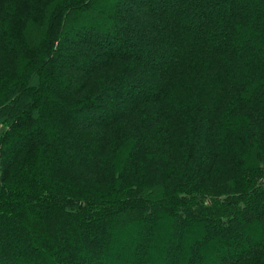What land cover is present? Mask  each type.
Returning <instances> with one entry per match:
<instances>
[{
    "label": "trees",
    "instance_id": "obj_1",
    "mask_svg": "<svg viewBox=\"0 0 264 264\" xmlns=\"http://www.w3.org/2000/svg\"><path fill=\"white\" fill-rule=\"evenodd\" d=\"M125 1L120 22L103 25L90 21L116 14L120 0H0V123L7 129L0 138V250L12 256L2 264H114L106 259L112 248L120 259L132 260L134 253L125 264H202V247L217 264H264V166H258L264 161V0ZM245 3L254 13H241ZM140 5L153 20L138 26L154 32L142 40L143 49L129 38L140 35L130 21L139 19L132 13ZM36 21L44 28L27 29ZM13 36L29 45H13ZM242 40L246 51L239 49ZM156 46L168 55L149 59ZM58 56L63 73L52 76L50 68L43 79ZM144 57L152 62L148 67L127 69V62L140 64ZM145 71L156 89L138 92L130 113L150 101L158 112L147 108L144 120L108 132L128 109L111 113L106 97ZM41 87L46 99L36 107L26 100ZM81 122L102 127L92 131ZM157 147L174 153L177 170L164 169L168 159ZM241 152L245 167L255 169L248 180L236 169ZM110 153L121 164L116 173L105 171ZM138 158L160 167L140 183L172 187H140L139 177L125 178L136 160L140 167ZM184 177L189 184L173 188ZM94 181L105 189L109 182L127 186L115 184L103 199L95 196ZM146 195L157 198L148 202ZM116 199L127 200L119 207ZM163 219L172 222L168 241L157 229ZM128 221L143 230L136 247L111 238ZM255 223L260 229L250 227ZM230 245L236 250L227 253Z\"/></svg>",
    "mask_w": 264,
    "mask_h": 264
},
{
    "label": "rangeland",
    "instance_id": "obj_2",
    "mask_svg": "<svg viewBox=\"0 0 264 264\" xmlns=\"http://www.w3.org/2000/svg\"><path fill=\"white\" fill-rule=\"evenodd\" d=\"M120 2H121L120 4H122V7H120L117 4L118 7L116 9L117 11H115V12H117L116 14H114V11H111V13L110 12H107L106 14H104L102 16H95L94 15L93 18H92L93 20H91L90 23H94L95 20H98V22L101 23V24H103V25L106 24V23H113V22L116 23L117 21L120 22V20L123 18V15L126 12V10L123 9V8H125L124 7V4H127V3H125L126 2L125 0H120ZM138 3L139 4H142L141 2H138ZM240 8H241L240 9L241 10V13L242 12L244 13L245 11H249V12L254 13L253 11H255V9H256L255 6L254 5H251L250 3H248V4L245 3L244 6H241ZM136 9H137L136 10V13H132V15L133 14L134 15L137 14L139 19H135L134 20V18H133L130 21L134 25L137 24V27H138V30H139V33L138 34H140V35H138L137 37L136 36L135 37H132V36L130 37L129 36V38H130V41L131 42H133L134 44L138 45V48L141 47V49H143L144 46H145V44H146V42H142V40L144 39V37H146V39L147 38L154 37V34H152L154 32L152 30H148L151 33L142 31L143 30L142 29V24H140L138 26V22L141 21L142 23H146V21H149V23H147V24L150 25V26H152V20L153 19L151 17H149L148 14L146 15V13H151V10L148 7H146L144 5H140V7L136 8ZM144 15L147 16V19L148 20H146V18L144 17ZM254 17H256V16H254ZM73 21H75V19ZM36 22L35 23H31L27 29H32L33 27L31 25H33L35 28H38V29L39 28H44V24L43 23L40 25L38 22L37 23ZM73 24H72V26L70 25L69 27H67V29L68 30L73 29L74 25L77 24V23H75L74 25ZM157 26L159 27L158 24H157ZM45 29H46V27H45ZM159 29H160V27H159ZM6 33L7 32H3L2 33V35H1L2 38L8 39V35H6ZM11 35H12V33H11ZM161 35H164L163 32H161ZM11 40H12L11 43H13V45H18V44L19 45L20 44H23L24 46H28L29 45V43L27 42V40H25L24 38H16V37L13 36ZM38 41L35 44H38ZM32 44H34V43H32ZM239 46H240V48H239L240 51H246V43L243 40L240 42V45ZM17 48H19V47H17ZM255 51H256V53H259L260 52L257 49L256 50H253V52H255ZM17 53L19 55L22 54V52H20V51H17ZM167 55L168 54L166 53V51L163 48H160V46H156V47H154V49H151V54L149 56V59L152 60V59L161 58L162 56H167ZM149 59H148V57H144L143 59L140 60L141 61L140 64H138V61H136V62L135 61L134 62H127L128 63L127 64V66H128L127 69H129L130 66L133 63L134 64L137 63V65H139V66L145 65V66L148 67L147 64L148 63H152L151 60H149ZM143 61H144V63H142ZM60 64H61V57L58 56L54 60L53 59H50L48 65H47V68L44 69V71H43L44 73L42 75V78L44 79L46 72L47 71L49 72L50 71V68L51 69L53 68L52 69V72H53L52 73V76L53 75L54 76H58L60 73H63L62 72L63 67H62V64L61 65ZM111 64H112L111 60L110 61H107L104 64L105 66L103 67V69H101V71H103L104 69L107 70L108 68H110ZM117 65H119V63L114 64V68L117 67ZM124 65H126V64H124ZM148 72L145 71L144 74H142L140 72L139 73H136V74L134 73L133 76H132V78H131V80H129V83H127L126 86L123 85V90H121L120 92L111 93L108 97H106L107 99L105 98L106 99V102H107L106 104H110L111 111H112L111 113H114L115 111H121L124 108H125V111L128 109L127 112H126V114L124 113L125 114L124 118L122 117L123 119L119 120L118 122L116 121L117 123L113 127L110 126V125H109L110 127L109 126H106V129L108 127L110 129L112 127L110 129V131H108V132L114 131V130L119 129V128H124V127H127L128 128L129 126H131L133 124V122L138 121L140 119H143L144 120L146 114H149L146 111L147 108L151 112H154V113L158 112V109L157 110L156 109H152V107H151L152 105H155L156 103L153 102V101H150V102H147V103H144V102L141 103L140 102L139 103L140 106L137 108L138 111H135L133 114L130 113L131 106L135 105L136 104V101L138 100V98H140V96L137 95L138 92H140V91H142L144 89H150V88L151 89H156L157 83L154 81L153 76L150 75L151 72H149V73ZM72 74L73 73H69L68 75H72ZM100 75L103 76L102 73H100ZM63 82L64 81L62 80V83ZM43 83L49 85V82H48L47 79H45L43 81ZM33 88H34V86L32 85V89ZM34 90L36 91L35 94H33V92H30V94L27 96V98H29V99H27L26 101H28V100L31 101L32 100L31 102L33 103V105H36V107L37 106L39 107L41 105L40 104L41 101H42V104L45 101V99H46L45 93H47V92H45V88H43V87H41L40 89L36 88ZM88 90H90V88ZM43 91H44V94H43ZM75 92L76 91H73L72 94H74ZM76 94L77 93H75V95ZM51 97L54 100H56L55 95H53V96L51 95ZM58 102H59V104L61 103V101H59V99H58ZM97 104H98V102H97ZM101 104H103V103H101ZM105 107L106 106H105V103H104L103 106H102V108H105ZM15 117H16V114H15ZM154 117L157 118V115H155ZM18 118H20L21 121L23 120V117L20 116V115H19ZM40 120L42 121V118H40ZM114 123H112V124H114ZM101 124L102 123H100V122L99 123L98 122H92V123H90V122H81V124H79V126L81 128L89 129V130L94 131V130H97V129L101 130V127H102ZM42 125L46 128V125L44 123H42V122H39V123L37 122V124H36L37 127H42ZM260 138L262 139V141L264 143V130H263V133L260 134ZM3 145L4 144H2V142H0V181L2 179V174H3L2 173V162L4 160V158L2 156V154H3L2 153ZM243 153L244 152H241V158L240 157H237L235 159L236 161H238V163H235V165H236V169L240 173L243 174L242 177L244 176V180H248V179H251V172H254L255 169H253L254 168L253 165H251V167L249 169L247 167H245V164H244V161H243V157H242ZM173 154L174 153H171V151H169L167 149V147H161V148H158L157 147V155H159L161 157H164V158L167 157V159H168L167 162L164 165V169H165V167H167L168 170H171V171L177 170V165L175 163V160L173 159ZM263 154H264V152H263ZM111 155H108L105 158V161L110 162L108 165L105 166V171L111 172V173H116L117 171H120V169H121L120 168V165L121 164H117V161L115 163L114 162L115 160H112L113 158L115 159V153H112ZM259 160H264V158L263 159L262 158H259ZM138 161H139L140 167L135 164V162H137V160H136L134 162L135 166L133 164L132 168L129 167V171L127 173H124L125 174V178H127L128 175L130 176V178H132V176H133V178H134V176L139 177L138 178L139 179L138 186H140V187H151V188H153V187L156 186V187H158L156 189H161V188L165 189V188H171L172 187V186H170L169 184H167V183H165L163 181L162 182L159 181L157 183V185H155V186H153L152 183H147L145 181H143V183H140L141 180H143L145 176H148L151 173L158 172L159 169H160V167L155 166L156 161L154 163L153 160H149V161L146 162L144 158L142 160H140L138 158ZM128 163L131 164V162H128ZM150 163H151V165H150ZM258 166L263 167L264 166V161L262 163H259ZM100 167L102 168L103 166H100ZM188 171H190V170H188ZM188 171H184L183 174L188 173ZM161 172H163V171H161ZM207 173L208 172H206V174ZM98 180H102V177H98L97 182H98ZM184 180L188 182L189 179L187 177L186 178L184 177V178L178 180L175 183V185L173 186V188L174 187L175 188H182V187L188 185L189 183H182ZM97 182H95V181L93 182V184H95L94 185V190L96 191V195L95 196L97 198H99L100 196H102L103 199H106V196L109 193L106 192L105 195H102L103 192L106 191V190H108L109 192H114L112 189L115 188V184L116 183L109 182L108 183L109 184V189H110L109 190V189H105V187H104L105 185H100ZM116 185L117 186H120V187H124V186H127V183H125L124 181H122V182L120 181V183L119 184H116ZM133 186H134V184L131 187H133ZM62 191L63 190H61V192ZM58 197H60V196H58ZM64 197H68V196L67 195H64ZM155 198H157V196L150 197L149 195H146L144 200H149L148 202H153ZM125 200H127V199H120V200L119 199H116L114 203H117L119 207H122L123 205H122V203L120 201H125ZM208 200H210V201L213 202V199H211V198H208ZM108 204H106V205H108ZM209 205H210V203H209ZM263 207L261 206L259 208L260 211H262V209H264ZM134 224H137V223L136 222H132L131 223V222L128 221L127 223H125L124 229H123V232L121 233V235L111 236V238L112 239L114 237L120 238L121 239V242H120L121 245H126V244H132L133 243V245L136 247L137 242L140 241L139 234H141L143 232V230H142L141 227H139L138 224H137V226H133ZM170 224H172V222L170 221V219H167V220L166 219H163V220H161L158 223V228L157 229L159 230V234H161L166 239V241H168V239H169L167 237V234L169 235L171 233V229L169 228ZM250 227H254L257 230L260 229L259 223H257V224L255 223V224H253ZM207 229L210 230L211 228L208 227ZM130 231H133V233L132 234H129L128 232H130ZM201 231H197V232L200 233ZM166 232H168V233H166ZM250 235H251V233H250ZM199 236H201V235H199ZM211 242L214 243L212 240H211ZM186 243H187V245H190V246L192 245L193 246V240L192 239H188V241ZM231 250H233V251L236 250V248H235L234 245H230V248L224 249V251H226L227 253L228 252L230 253ZM201 251H202V258H203L202 264H217L214 255L211 254V252H210L209 249L202 247ZM111 252L113 254L112 253H109V256H106V259H108L110 262H115L114 264L131 263L132 260H133V257H134V253H132V256H131L132 260L129 259L128 256L127 257L124 256V258H126V259H123V258L120 259V258H118V257L115 256V253L117 252L116 250L114 251L113 248H112ZM155 252H156L155 250H153V249L151 250V252H150V258L154 257V253ZM11 257L12 256H10V255L7 256V254H5L2 250H0V264H2L5 261L10 260ZM10 262L12 263L13 260H11ZM14 264H21V263L14 262ZM155 264H159V263L156 262Z\"/></svg>",
    "mask_w": 264,
    "mask_h": 264
},
{
    "label": "crops",
    "instance_id": "obj_3",
    "mask_svg": "<svg viewBox=\"0 0 264 264\" xmlns=\"http://www.w3.org/2000/svg\"><path fill=\"white\" fill-rule=\"evenodd\" d=\"M6 132V127L0 123V138L4 135Z\"/></svg>",
    "mask_w": 264,
    "mask_h": 264
}]
</instances>
